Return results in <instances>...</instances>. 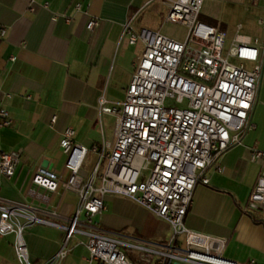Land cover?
I'll return each mask as SVG.
<instances>
[{
  "label": "crops",
  "instance_id": "crops-1",
  "mask_svg": "<svg viewBox=\"0 0 264 264\" xmlns=\"http://www.w3.org/2000/svg\"><path fill=\"white\" fill-rule=\"evenodd\" d=\"M167 10L161 0H0V108L13 121L0 128V155L22 152L15 174H0V212L18 203L28 206L19 222H27L28 214L38 218L24 234L33 262H44L62 246L79 204L78 194L62 183L56 192L33 185L36 169L52 168L61 181L69 177L61 146L68 127L88 148L113 142L116 117L109 109L125 100L143 52L142 43H129L124 26L132 19L137 31L163 32ZM92 18L99 24L88 29ZM200 19L226 33V52L235 41L257 40L263 69L250 115L254 127L205 169L209 183L197 185L185 224L250 247L255 264H264V211L249 206L263 164L250 157L253 148L264 150V0H204ZM244 65L252 69L255 63ZM90 155L95 162L98 154ZM105 202L96 225L120 242L160 243L171 236L170 225L140 203L118 194L106 195ZM15 239V233L0 235V264H21Z\"/></svg>",
  "mask_w": 264,
  "mask_h": 264
},
{
  "label": "built area",
  "instance_id": "built-area-1",
  "mask_svg": "<svg viewBox=\"0 0 264 264\" xmlns=\"http://www.w3.org/2000/svg\"><path fill=\"white\" fill-rule=\"evenodd\" d=\"M161 1L168 9L166 22L185 26L187 34L179 40L161 30L137 31L132 19L125 24L123 34L131 44L142 43L143 52L125 100L109 109L116 117L113 142L88 148L74 140V129L68 127L61 146L69 177L61 181L44 166L33 175L36 187L56 192L62 183L64 190L79 196L62 246L44 262H33L24 234L38 218L28 214L21 223L17 216L27 205L1 207L0 235L15 233L21 264H63L80 245L89 252L86 264H255L250 247L190 229L185 217L197 185L209 183L205 169L254 127L250 115L263 69L258 41H235L224 55L226 33L200 19L204 0ZM98 24L92 18L87 28ZM234 58L241 63L232 62ZM245 61L254 62V68H246ZM0 117V128L12 125L6 109L0 108ZM91 152L98 158L85 173ZM21 158V151L2 152L0 174L12 177ZM259 160L262 170L249 206L264 211V150L253 148L250 161ZM108 194L128 197L166 221L169 239L120 242L100 229L95 216L107 209Z\"/></svg>",
  "mask_w": 264,
  "mask_h": 264
},
{
  "label": "rangeland",
  "instance_id": "rangeland-1",
  "mask_svg": "<svg viewBox=\"0 0 264 264\" xmlns=\"http://www.w3.org/2000/svg\"><path fill=\"white\" fill-rule=\"evenodd\" d=\"M188 29L183 26V25H178V24H172V23H166L163 27V32L167 35H170L176 39L179 40H183L187 34ZM140 44V42H139ZM139 44L136 46L138 47ZM226 54V49L224 50V55ZM232 62L238 63V60H236L235 58L232 59ZM115 121V118L113 119V122ZM94 160L95 158L89 154L86 163H85V167L86 169H88L89 171H92V168L94 166ZM120 248L124 251H127V247L121 245ZM82 255L88 256L89 252L88 250L83 247V246H79L77 247L69 256L70 261L66 264H78V262H80L82 260ZM84 262V261H83Z\"/></svg>",
  "mask_w": 264,
  "mask_h": 264
},
{
  "label": "water",
  "instance_id": "water-1",
  "mask_svg": "<svg viewBox=\"0 0 264 264\" xmlns=\"http://www.w3.org/2000/svg\"><path fill=\"white\" fill-rule=\"evenodd\" d=\"M260 81V80H259Z\"/></svg>",
  "mask_w": 264,
  "mask_h": 264
}]
</instances>
